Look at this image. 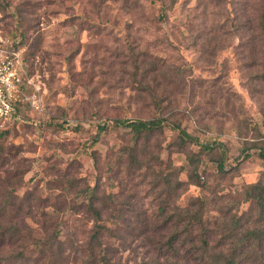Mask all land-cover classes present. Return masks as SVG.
I'll return each mask as SVG.
<instances>
[{
	"label": "rangeland",
	"instance_id": "rangeland-1",
	"mask_svg": "<svg viewBox=\"0 0 264 264\" xmlns=\"http://www.w3.org/2000/svg\"><path fill=\"white\" fill-rule=\"evenodd\" d=\"M165 3L0 0V58L18 53L24 98L0 120L5 264H177L178 209L203 198L211 215H248L246 187L264 181V0ZM160 116L200 142L181 144L169 124L139 137L118 124ZM210 141L222 146L202 150Z\"/></svg>",
	"mask_w": 264,
	"mask_h": 264
},
{
	"label": "trees",
	"instance_id": "trees-1",
	"mask_svg": "<svg viewBox=\"0 0 264 264\" xmlns=\"http://www.w3.org/2000/svg\"><path fill=\"white\" fill-rule=\"evenodd\" d=\"M163 3L166 0H162ZM169 2H175V0H169ZM166 4V3H165ZM261 14L258 16L260 23L259 32L264 37V5L260 6ZM259 8V9H260ZM140 68V67H139ZM22 110V109H20ZM19 110V113L21 112ZM118 124L128 127L136 137L141 134H149L157 129H161L165 124H169L177 133V139L181 144L187 142H200L197 137L192 135L187 129H185L181 123L170 120L167 117H155L150 119H118ZM222 143L217 141L203 142L201 144L202 150H214L217 147H221ZM224 153V148H221ZM264 158V150L261 153ZM219 170H225V164L223 159L219 162ZM190 177L195 178L198 184L202 185L201 177L195 170ZM183 185L182 181H177L175 189L180 188ZM93 195V194H91ZM247 200L252 202V205L248 212V215L238 217L235 214L231 215L229 209L222 206H218L217 210L220 217L211 215L207 209L208 200L198 198L200 208L195 211H190L189 208L178 209L177 214L167 218L176 226V231L172 235L169 243L174 250V255L179 257L177 264H245L249 258L258 260L259 255L263 258L264 264V181L262 179L255 183L248 184L245 190ZM96 200V199H94ZM91 201L89 212H92L96 226L94 233L91 236V244L101 243L103 231L106 228L102 224V211L95 201ZM1 216V215H0ZM244 219V221H243ZM243 223L248 226L243 229ZM182 226L180 230L178 227ZM1 236H6L5 233H0ZM220 235V239L217 243L213 244L214 238ZM229 240L231 244V251L228 254L222 251V245ZM2 241V240H0ZM178 245V248L175 246ZM2 243L0 242V248ZM179 247L185 250V254L179 253ZM257 248L260 254L254 255L250 252L246 253V250ZM191 252V257L189 253ZM244 256V259L241 258ZM192 258V259H190ZM106 264L109 263V258L103 257ZM8 258H0V264H5ZM192 262L190 263V261ZM4 261V262H3Z\"/></svg>",
	"mask_w": 264,
	"mask_h": 264
},
{
	"label": "built area",
	"instance_id": "built-area-1",
	"mask_svg": "<svg viewBox=\"0 0 264 264\" xmlns=\"http://www.w3.org/2000/svg\"><path fill=\"white\" fill-rule=\"evenodd\" d=\"M17 52L0 58V120L18 115L23 101V77Z\"/></svg>",
	"mask_w": 264,
	"mask_h": 264
}]
</instances>
